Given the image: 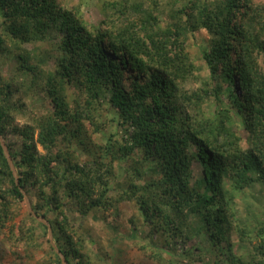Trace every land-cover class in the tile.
<instances>
[{
    "label": "trees",
    "instance_id": "1",
    "mask_svg": "<svg viewBox=\"0 0 264 264\" xmlns=\"http://www.w3.org/2000/svg\"><path fill=\"white\" fill-rule=\"evenodd\" d=\"M263 1L187 0L164 28L140 1L104 0L102 20L90 24L80 6L58 0H0V59L10 55L20 72L4 76L0 67V134L13 162L0 141V242L13 222L16 243L41 247L36 225L16 221L28 194L29 215L52 228L67 264H95L86 230L66 207L83 216L116 207L110 199L118 186L115 201L134 202L143 221L132 219L134 234L126 238L153 264H264V222L243 225L237 217L247 188L264 192ZM182 29L210 36L202 55L212 82L193 90L183 85L195 64ZM45 40L49 56L29 61L24 44ZM21 75L50 100L35 124L20 125L12 114ZM69 86L78 92L74 101ZM235 114L247 132L245 147ZM179 238L190 246L181 249ZM242 243L248 253L239 255Z\"/></svg>",
    "mask_w": 264,
    "mask_h": 264
},
{
    "label": "rangeland",
    "instance_id": "2",
    "mask_svg": "<svg viewBox=\"0 0 264 264\" xmlns=\"http://www.w3.org/2000/svg\"><path fill=\"white\" fill-rule=\"evenodd\" d=\"M136 1L142 2L145 7H150V9L156 10L160 18V25L164 28L169 22H172L168 16L170 11L174 10L175 7H181L184 2H187V0H130V2ZM58 2L60 5L68 8L80 6L85 20L90 24H98V22H100L103 18L100 8L104 0H58ZM183 31V45L195 64L194 72L189 75L183 85L186 90H193L200 88L204 83L212 82L209 68L202 55L203 46L206 44L207 40H209L210 36L204 29L192 32L188 29ZM24 47L23 48L29 53V61L31 62H37L41 54H43V58L49 56L48 52L50 47L49 42L46 40L38 41L37 43H26L24 44ZM35 54L36 59L33 60ZM3 57H5L8 62L0 59V62H6L5 65H0L3 71L2 74H4V76H10L11 73L17 70L15 65L17 60L13 61L9 58L10 55H4ZM30 83H32L31 77H24L21 75L18 77L14 85L16 92L13 94L12 98V114L15 116V122L20 125L35 124L36 114H40L43 111L47 112L51 107L48 97L44 95L38 86L36 87ZM77 94V91H73V87H68L69 100L74 101V96H77ZM213 104L214 98L212 99L211 107L210 105H207V108H209V110H213ZM103 111L104 120L110 124L113 123L111 122V119L113 118L112 109L106 105ZM235 117L239 121L237 114H235ZM113 126L115 127V124ZM238 132L242 136L243 146H247V132L243 128L240 121L238 124ZM108 134L109 132H107V135ZM120 134L121 132H119V135ZM35 136L37 138V133ZM93 139L97 144L103 142L104 140L103 136L99 138L96 134L93 135ZM39 150L41 152H45L40 145ZM194 168L195 171L198 170L197 166H194ZM123 175L124 171L122 170L120 173H117V176L114 177L115 184L123 178ZM121 192L122 189L115 186V189L112 192L113 199H110V202L112 201L117 208L111 205H106V207L104 206L101 208L99 212H91L88 216H83L76 211V209H72L71 206L68 205L66 207L67 212L73 221L76 220L83 226V229L86 230L83 237L85 239V244L87 243V252L91 255V260L95 264L156 263V261L149 257L148 253L143 252L138 248L135 244L136 240L126 238L129 234L132 236L134 234L133 225L130 221L134 219L136 224H141L143 221H140V213L134 202L115 201L114 197L119 196ZM31 200L32 197L26 194L25 201L21 202V215L16 221L18 222L21 218H23L24 222H33L36 225V237L38 238V243L41 244V247L35 249L32 247L29 248L23 243H16L14 238L11 237L13 232L11 231L13 222L11 224L9 223V226L5 228L1 237L0 264H57L55 263V260L57 259L55 251H57L60 255L63 264H66L63 258L64 255L56 248L52 228L45 230L29 215V212H33ZM237 217L243 225H250L251 222L256 225H260L264 222V192L259 185L256 184L250 186L247 188L245 193L238 198ZM38 219L47 223V220L43 217H38ZM145 227L146 226H143L141 229H137V231L143 234V229ZM237 236V233L233 234V238L236 239ZM178 240V246L181 247V249L190 246V244L185 243L183 239L179 238ZM258 242L259 240L255 238L251 244L248 243L250 244V249L252 250L253 245ZM237 253L239 255L248 253V246L243 243L240 244V247L237 249ZM208 258L210 259L211 256H207L206 259ZM180 259L183 260L181 264H187V259ZM173 264H178V260L175 259ZM194 264L200 263L194 262Z\"/></svg>",
    "mask_w": 264,
    "mask_h": 264
},
{
    "label": "water",
    "instance_id": "3",
    "mask_svg": "<svg viewBox=\"0 0 264 264\" xmlns=\"http://www.w3.org/2000/svg\"><path fill=\"white\" fill-rule=\"evenodd\" d=\"M0 141H1L2 145H3V148H4V150H5V154H6V156L8 157V160H9V162L11 163V166L13 167V163H12V159H11V157H10V153H9L8 147H7V145H6V143H5V140H4V138H3V136H2L1 134H0ZM63 258H64V260H65V262H66L65 257H63ZM66 264H67V262H66Z\"/></svg>",
    "mask_w": 264,
    "mask_h": 264
}]
</instances>
